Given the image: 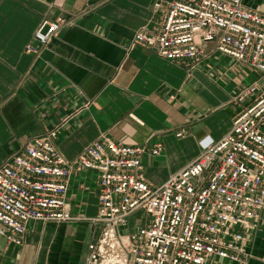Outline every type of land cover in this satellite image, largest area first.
<instances>
[{"label":"crops","instance_id":"crops-1","mask_svg":"<svg viewBox=\"0 0 264 264\" xmlns=\"http://www.w3.org/2000/svg\"><path fill=\"white\" fill-rule=\"evenodd\" d=\"M172 1L0 0V165L49 131L57 130L54 144L67 159L105 135L161 145L159 155L142 159L147 181L160 186L199 156L201 139L224 137L251 103L234 104L233 97L259 72L213 43L194 66L131 48L139 31L161 30ZM244 3L264 15V0ZM58 19L65 23L52 42L38 56L28 53L38 26ZM98 195L96 173L74 172L67 201L81 219L31 222L21 245L0 235V264H85L101 232L91 221ZM247 235L244 262L214 257L207 264H264V215Z\"/></svg>","mask_w":264,"mask_h":264},{"label":"built area","instance_id":"built-area-1","mask_svg":"<svg viewBox=\"0 0 264 264\" xmlns=\"http://www.w3.org/2000/svg\"><path fill=\"white\" fill-rule=\"evenodd\" d=\"M64 23L43 21L26 51L38 56ZM207 43L259 72L233 97L234 104L251 103L224 137L201 139L199 156L160 186L147 181L142 165L144 155L162 152L159 144H123L102 135L67 159L54 144L57 130L34 137L0 165V235L21 245L31 222L81 219L67 201L69 179L92 171L99 204L91 221L101 232L88 244L85 264H207L214 257L244 262L247 233L264 215V15L244 0H175L161 30L139 31L130 47L194 66ZM137 212L145 216L130 231Z\"/></svg>","mask_w":264,"mask_h":264},{"label":"rangeland","instance_id":"rangeland-1","mask_svg":"<svg viewBox=\"0 0 264 264\" xmlns=\"http://www.w3.org/2000/svg\"><path fill=\"white\" fill-rule=\"evenodd\" d=\"M142 212H137L131 217L130 221V231H134L137 227V222H139V219L142 217Z\"/></svg>","mask_w":264,"mask_h":264}]
</instances>
